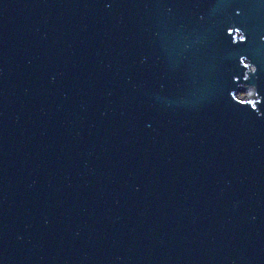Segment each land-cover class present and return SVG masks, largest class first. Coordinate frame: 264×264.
<instances>
[{
  "label": "water",
  "instance_id": "1",
  "mask_svg": "<svg viewBox=\"0 0 264 264\" xmlns=\"http://www.w3.org/2000/svg\"><path fill=\"white\" fill-rule=\"evenodd\" d=\"M0 264H264V0H0Z\"/></svg>",
  "mask_w": 264,
  "mask_h": 264
},
{
  "label": "rangeland",
  "instance_id": "2",
  "mask_svg": "<svg viewBox=\"0 0 264 264\" xmlns=\"http://www.w3.org/2000/svg\"><path fill=\"white\" fill-rule=\"evenodd\" d=\"M240 98H241V99H245V98H246L245 94L242 93V94L240 95Z\"/></svg>",
  "mask_w": 264,
  "mask_h": 264
}]
</instances>
